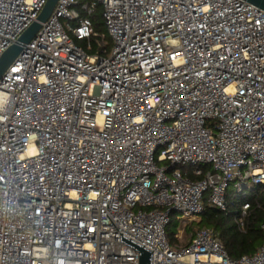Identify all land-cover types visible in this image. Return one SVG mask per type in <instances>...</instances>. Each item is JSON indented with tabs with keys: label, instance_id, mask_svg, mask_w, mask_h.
I'll return each mask as SVG.
<instances>
[{
	"label": "built area",
	"instance_id": "1",
	"mask_svg": "<svg viewBox=\"0 0 264 264\" xmlns=\"http://www.w3.org/2000/svg\"><path fill=\"white\" fill-rule=\"evenodd\" d=\"M47 1L0 0V57ZM97 2L108 56L76 41ZM233 184L264 185V9L246 0H58L0 80V264H139L121 233L148 264H264V242L234 259L212 227L170 241L175 212L225 210Z\"/></svg>",
	"mask_w": 264,
	"mask_h": 264
},
{
	"label": "trees",
	"instance_id": "2",
	"mask_svg": "<svg viewBox=\"0 0 264 264\" xmlns=\"http://www.w3.org/2000/svg\"><path fill=\"white\" fill-rule=\"evenodd\" d=\"M82 14L87 15L91 19L96 34L89 40L81 41V46L86 48L89 54L99 53L100 55L108 56L112 49L113 41L105 25L103 6L97 2L91 14H87V12H82ZM88 42H90L91 46L89 48L87 46ZM200 178L201 177H196L195 179ZM261 186L264 185H259L257 188ZM244 202L249 203V208L247 209V214L244 219V228L240 229L236 218L240 215L241 206ZM234 217H236L235 220ZM263 223L264 190L249 195L245 193V190L237 192L229 188L227 191V208L221 210L205 201V209L200 216V220L197 222L192 220L185 225V233L182 235L181 246L187 245L193 234L199 229L194 231L191 229V225L196 224L201 226L200 228L212 227L217 231L229 256L236 259L243 255L253 254L263 244ZM181 227V220L174 222L173 219H171V223L168 226V233L175 234L176 236Z\"/></svg>",
	"mask_w": 264,
	"mask_h": 264
},
{
	"label": "water",
	"instance_id": "3",
	"mask_svg": "<svg viewBox=\"0 0 264 264\" xmlns=\"http://www.w3.org/2000/svg\"><path fill=\"white\" fill-rule=\"evenodd\" d=\"M249 3L256 5L257 7L264 9V0H246ZM58 0H48L44 6L42 12L40 13L38 20L35 21L23 34L18 38L17 42L12 44L0 57V80L3 75L18 57V55L23 51L25 45H27L37 34V32L42 27V23L47 21L53 12ZM109 208V207H108ZM108 213V210H107ZM121 241L133 247L134 249L140 251V261L139 264L152 263L153 251L142 246L141 244L135 242L131 238L123 235L121 233Z\"/></svg>",
	"mask_w": 264,
	"mask_h": 264
},
{
	"label": "rangeland",
	"instance_id": "4",
	"mask_svg": "<svg viewBox=\"0 0 264 264\" xmlns=\"http://www.w3.org/2000/svg\"><path fill=\"white\" fill-rule=\"evenodd\" d=\"M77 41V43L79 44V45H81L80 44V42L81 41H83V40H76ZM84 41H86V40H84ZM110 53H111V51L109 52V54L108 55H110ZM203 167V166H202ZM194 167L193 166H191L190 168H189V166H179V169L180 170H182V171H184V172H187V171H190L191 172V169H193ZM204 168V167H203ZM189 172V177H191V178H196V177H194L191 173ZM230 189L231 190H233V191H235L236 189H235V185L233 184V185H231V187H230ZM245 190V193L246 194H249V195H253V194H256V193H258V192H261V191H263L264 190V186H261L260 188H257V186H255V185H252L250 188H246V189H244ZM208 193L206 194V199L208 198ZM235 218L236 217H234V220H235ZM172 219H173V221L175 222V221H177V220H181L182 221V227L180 228V230H179V232H181V233H185V229H184V227H185V225H187L188 223H189V221H185V220H183L184 219V214H182V213H174L173 214V216H172ZM200 220V216L199 217H197L196 219H194L193 221H199ZM201 226H198V225H196V224H193V225H191V229L192 230H197L198 228H200ZM188 228V227H187ZM187 228H186V230H187ZM187 232V231H186ZM169 238H170V241H171V243L174 245V246H181V243H182V241H180L179 239H177V236H175V234H169Z\"/></svg>",
	"mask_w": 264,
	"mask_h": 264
}]
</instances>
